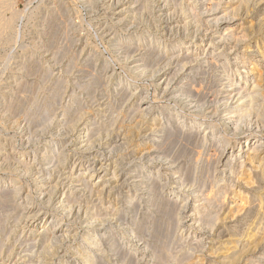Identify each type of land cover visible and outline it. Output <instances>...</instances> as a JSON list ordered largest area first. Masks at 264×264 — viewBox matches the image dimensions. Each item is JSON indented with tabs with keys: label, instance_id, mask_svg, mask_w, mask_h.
I'll return each instance as SVG.
<instances>
[{
	"label": "rangeland",
	"instance_id": "1",
	"mask_svg": "<svg viewBox=\"0 0 264 264\" xmlns=\"http://www.w3.org/2000/svg\"><path fill=\"white\" fill-rule=\"evenodd\" d=\"M216 1L220 3L215 6ZM228 1L0 0V201L6 192L11 205L2 206L0 202V207L12 209L0 208V264H84L79 254L86 247L82 239L90 228L101 232L98 250L102 251V264H130L132 259L131 264H223L212 251L214 241L224 229L219 220L212 229L200 222L195 225L187 206L172 236L174 230L167 227L177 225L175 220L169 223L156 205L164 199L161 194H168L171 187H181L179 197L171 202L172 208L174 203L184 200L196 206L204 195L199 192L198 197L197 192L191 191L206 185L204 191L214 187L218 201L223 199L214 207L220 217L228 206L226 197L237 188L236 180L231 178L218 182L220 176L224 177L219 171L223 166L215 164L218 157L208 146L206 152L199 147L196 135L193 139L197 140L191 139L190 143L181 141L187 130L180 129L177 117L170 116L179 107L184 110L183 115L191 117L192 110L172 93L177 89L191 90L193 105L198 98L207 97L204 98L207 108L221 97L224 59L216 68L212 57L220 51L235 54L242 51V45L231 50L235 39L227 33L233 30L237 37L244 34L239 32L245 17L225 15ZM216 14L224 19L215 23L212 20ZM255 15L256 10L250 12L245 21L250 22ZM6 19L12 21L9 28L5 26ZM130 35L135 36L134 40L125 45L123 41ZM151 37L157 41H149ZM173 45L177 47L171 52ZM162 55L165 59L160 58ZM141 68L145 70L141 72ZM194 80L207 86L212 84L210 90L206 87L208 90L204 92V84L201 87ZM193 87L200 88L202 94L195 93ZM206 92L210 95L205 96ZM3 97L9 99L1 102ZM130 124L139 126L133 140L127 139L125 132ZM161 126H165L164 134L159 133L152 149L146 150V143ZM169 129L182 130L170 155L159 149L167 138L165 135L171 132ZM227 133L230 135V130ZM185 144L189 151L177 150L185 148L182 147ZM179 151L184 153L183 158ZM200 153L202 157L197 156ZM214 157L215 162L211 160ZM168 162L183 166L185 174L192 173L186 175L189 178L195 173L194 186L187 179L181 186L174 184L172 174L165 170ZM147 169L152 177L157 170L161 173L159 180L156 178L158 185L154 184L156 188L152 186L150 190L142 183ZM225 188L231 191L226 193ZM151 198L154 203L148 202ZM205 209L210 210L207 205L202 210ZM152 223L162 224L167 237L155 239L149 229ZM137 224L144 225L145 232L137 231ZM154 249H162V255L159 251V256L155 255Z\"/></svg>",
	"mask_w": 264,
	"mask_h": 264
},
{
	"label": "bare ground",
	"instance_id": "2",
	"mask_svg": "<svg viewBox=\"0 0 264 264\" xmlns=\"http://www.w3.org/2000/svg\"><path fill=\"white\" fill-rule=\"evenodd\" d=\"M135 1H137V0H135ZM219 1H223V0H219ZM144 2H145V0H144ZM212 2H214V1H212ZM207 3H209V2H207ZM219 3L220 2L216 1L215 6L218 5ZM226 4H228L225 7V13H226L225 15L226 16L227 15L228 16L238 15V16H240V19H242L243 17H245V18L243 19L244 21L240 25L239 35L241 32L244 33L242 35V37L235 36L237 34H235V32L233 30H230L227 33V34H229L228 37L232 38L233 40L235 39V43L231 47V50H235V49H237L238 46L242 45V51L238 52L237 54H235L233 51L230 53H223L220 51V52L214 54V56L212 57L213 64L214 63L217 64L216 68L220 64L219 62L222 59H224V62L223 63L221 62L223 64L222 67L224 68L221 72V77H222L221 80H223L222 81L223 83H221L222 87L219 89V93L222 95L219 99H217L214 102V105L211 108H207L206 107L207 101H205V99H204L207 97L202 96L203 98H198L199 99L198 102L195 101L194 102L195 105H193L194 100L191 101V99H190V96L192 94L190 92L191 90L187 91L186 89H177V90H175L176 92H172V93H176L177 95L175 97L179 98L181 101H183L186 108H189L190 110H192V113L189 114V115H191V117H187L188 116L187 114L183 115L184 110L180 109L179 107L176 110L172 111V113H170V116L171 117H177V121L179 122V125H180L179 128L182 130L183 129L187 130L185 132V134L182 135L183 138L181 141H183V139H184L186 141H189V143H190L195 139L197 140V138L193 139V135H196L199 137V139H198L199 140L198 143L200 144L199 147L202 146V149L205 150V148L208 146L210 148L211 152L213 151V153L215 154V155L212 154V156L214 155V156L218 157V159H217V157L216 158L214 157V160L210 158L214 162H215V159H217V161H216L217 163H215V164H221V166H223V169L219 170V171H221L224 174V177L220 176V178L218 179V182H220V181L224 182L225 180L228 181V179L231 178L232 180H236L235 183L237 184V188L232 190L230 197H226L227 198L226 200H228L227 201L228 203H225V204L226 205L228 204V206L226 207V210L221 214V216L220 217L218 216L219 218L217 217V215H219V214H216L214 207H217V205H220L219 202L220 201L222 202L223 199L220 198L221 200L218 201L219 200V199H217L218 192L213 191V189H216L214 187L211 190L204 191L203 188H205L206 185H204L205 187H203L202 185L204 183L201 181L200 182L202 183V185H201V183H199V184L203 188H200V186H199L198 189L196 188V189H193L191 191L193 193L197 192L196 196H198V197L200 196L199 192H201L202 195H204L198 205H196V206L195 205H193V206L188 205L187 200H184V201H181L182 203L181 202L174 203L175 205L172 208L171 202H174L175 198L179 197V193L181 192L182 189H181V187H173L172 188L171 186H170L171 187L170 190L168 189L169 190L168 194L165 192V194L160 195V192H159V195L163 196L164 199L162 202L160 201L161 203H159L158 205H156V204L155 205L157 207V210L160 211L159 213H162V216L164 217V219L169 220V223H170V220L172 222H173V220H175L174 221L175 223L177 222L178 224H180L181 219H182V217H181L182 211H184L183 209H186L187 206H190V208H191L190 209V212H192L191 217H193L192 218L194 220L193 224H195V225L197 222H200L201 226L208 227V228L212 229L213 226L215 225L216 221L219 220L220 223L224 226V229H223L221 235L218 236L219 239L214 241L212 251H213L214 256H216V258H218L220 263H223V264H245L248 262V264H264V0H229ZM209 5L210 4H208V6ZM208 6L206 4V7L210 8V6L209 7ZM213 9H215V8H213ZM189 10H191L194 13L193 8L192 9L189 8ZM255 10L257 11V15H255V17H253L250 22H248V21L246 22L245 19L247 17H249L246 15H249L250 12H254ZM193 13H191V14H193ZM13 17H14V15H13ZM209 18H212V17L209 16ZM1 19H2V17H1ZM205 19H207V18H205ZM223 19H224L223 16H221V15L219 16L218 14H216L212 21H215V23H218V22L222 21ZM5 22H6L5 26H7L8 28L12 26L11 20H7ZM5 26H3V27H5ZM223 34L224 33H222V35ZM134 37L135 36L130 35V37H128V39H125V41H123L124 44L130 45L131 42L134 40ZM149 41L155 42V41H157V39H155V37H151ZM120 45L123 46V43H121ZM153 45H155V44H153ZM201 45H203V44H198L197 46H201ZM122 46H120V47H122ZM175 47H177V45H173L172 48L169 50H171V52H172V49H174ZM136 48H138V46ZM154 48H152V49H154ZM132 50H134V49H132ZM189 50H191V49H189ZM186 51H188V50H186ZM155 52H156V50H155ZM132 53H133V51H132ZM159 54H156L155 56H157ZM230 55L232 56V58H230ZM125 56H126V54H125ZM162 56L160 58L165 59V57L164 56L162 57ZM169 57L171 58V56H169ZM172 57H173V55H172ZM186 57H187V55L185 56V58ZM189 58L191 59L190 55H189ZM149 61H151V60H149ZM152 62H148V63L151 64ZM209 63H210V60H209ZM213 64H211V65H213ZM180 65H179V67L177 66L178 69L180 68ZM212 67L213 66H211V69H212ZM149 68H151V67H149ZM174 68H175V66H174ZM175 69H177V68H175ZM144 70L145 69L143 68L141 70V72H143ZM198 71H196V72H198ZM202 73H204V72H202ZM231 73H232V75H231ZM197 74H195V75H197ZM190 78H192V77H190ZM224 79H226V80H224ZM199 81L200 80H198V82ZM203 81H205V79ZM194 82H196V81L194 80ZM190 83H192V82H190ZM199 83L201 84V82H199ZM199 83L196 82V85ZM204 83H202V84H204ZM206 84H208V83H206ZM196 85H193V86H196ZM201 85H198V86L200 87ZM210 85H212V84H210ZM210 85L207 86L204 84V87H205L204 92L207 89L206 87H208V89H209ZM218 85H220V84H218ZM163 86H165V85H163ZM166 86H167V84H166ZM189 87H191V86L189 85ZM201 87H203V85ZM216 87H218L217 84H216ZM193 89H195V88L193 87ZM213 89H211V90L213 91ZM198 90H196L194 92L195 93L201 92V89H200V91H198ZM125 91H127V89ZM202 92H201V94H202ZM204 94H205V96L207 94L210 95V93H208V92H206ZM192 95H194V94H192ZM213 96H215V95H213ZM6 97H3L1 102L7 101L9 99V98L6 99ZM195 98H197V96ZM211 100L214 101V98ZM22 103H24V102H22ZM172 104H174V102ZM11 105H13V103ZM162 106L163 105H161V107ZM14 107L18 108L16 104H14ZM16 108H15V111H16ZM10 110H13V109H10ZM169 110H171V109H169ZM22 112H23V110H22ZM165 113H166V111H165ZM145 114H146V112H145ZM155 115H157V114H155ZM167 117H169V116H167ZM166 122H168V121H166ZM167 124L168 123H166V126H167ZM87 127H88V125H86V128ZM164 127L161 126V127L156 129V131H155L156 133L155 134L153 133L154 137L146 143V150L150 151V149H152L151 147H152V144L154 142L155 137H158V134L164 130ZM177 128H178V126H177ZM180 129L178 131L176 129H175L176 131H172L169 129V131H171V132L168 135H165L167 138H165L164 141L162 139L163 142L161 141L163 143V147L162 146H160L162 148L158 147L159 149H162L161 150L162 152H165V150H166V152L167 151L169 152V153L167 152L166 154L170 155V153H172L171 147H172L173 142L174 143L177 142L178 137H181V136H179L182 134L180 132L182 130H180ZM229 130L231 132L230 135L227 133V131H229ZM125 132H126L127 139L133 140L135 134L139 133V126L137 124H130L127 127ZM162 134H164V133L162 132ZM165 136H163V137H165ZM191 139H192V141H191ZM185 143L188 144V142H185ZM194 143L195 142H193V144H191V145L194 146ZM182 144H184V143L182 142ZM173 146H175V144ZM187 146L185 144V146L183 145L182 147L186 148ZM195 147H198V146H195ZM155 148L153 147V149H155ZM185 148H183V149L177 148V150H181V151L183 150L182 152L186 153V151H189V147H187L188 149H186V150H185ZM190 149H191L190 151H192L194 148H190ZM196 150H195V152H197ZM198 150H199V148H198ZM206 150H209V149H206ZM206 150H205V152H206ZM181 151H179L180 153L179 152L178 153L182 157V155L184 153H182ZM200 151H198V152H200ZM188 153H189V157H190L191 152H188ZM203 153H204V151H203ZM192 154L193 155L195 154L194 151ZM206 154H208V156H209L211 153L209 151V153H206ZM174 155H176V154H174ZM180 155H178V156H180ZM198 155L202 157L203 154L200 153V154H197V156ZM56 156H58V155L56 154ZM161 157L164 161L168 160L165 156H161ZM179 158H178V160H179ZM186 158H188V157H186ZM205 158L207 160L209 159L206 156H205ZM176 159H174V160H176ZM196 159H197L196 161H198L199 158H196ZM202 159H204V156H203V158H201V160ZM209 162L207 164H209ZM168 163H169L168 167L165 170H166V172H170L172 174V181L174 184L181 186V184L186 182L185 180L187 179V182H189V183L191 182L192 185L194 186L193 182H195V178H193L192 176L195 173H193L192 176L190 175L191 177L189 178L186 175L192 174V173L187 172V174H185L184 171H182L183 166H182V168H180L178 166L171 165L170 162H168ZM174 163H176V161ZM195 164H197V163H195ZM205 164L206 163H204L203 165H205ZM215 164H213V165H215ZM181 165H183V164H181ZM185 165H188V164H185ZM209 165L208 166L206 165V166L209 167ZM193 168L194 167H192V169ZM203 168H205V167H203ZM190 169H191V167H190ZM190 169L188 168V170H190ZM143 170H145V168L141 169V171H143ZM183 170H186V169H183ZM206 170H208V169H206ZM206 170H203L202 172H205ZM149 172H150V170L147 169L145 178L142 181V183L146 189L150 190V189H152V186H155L154 184H156V186L158 185V183H155V182H157L156 178L159 180L161 173L159 170H157L154 174V177H152L151 175H150L151 176L150 177L148 175ZM199 172L200 171H198V174H200ZM208 173H209V175H210V173L212 174V172H208ZM208 173H203V174L206 175ZM205 175H201V176L205 177ZM208 176L206 175V177H208ZM210 177H213V176H210ZM210 177H209V180L212 181L211 180L212 178L210 179ZM214 177H215V175H214ZM214 177H213V179H214ZM183 180H184V182H182ZM196 181L198 182L197 179H196ZM210 181H208V182H210ZM215 181L216 180H214V183H215ZM229 182H230V180H229ZM197 185L195 187H197ZM156 186L154 188H156ZM159 186H158V189H159ZM208 186H210V185H208ZM219 187H222V186H219ZM231 187H229V188H231ZM209 188H211V187H209ZM226 188L224 191H226ZM152 191L153 190H151V192ZM230 191L227 190L226 193L230 192ZM9 192H8V194H9ZM155 192L157 193L158 191L155 190ZM155 192H154V194H156ZM4 193H2L4 195L0 201L3 203L2 206H4V205L6 206L9 203V202H7V200H10V198H9L10 196L8 195L9 197L7 198L6 192H4ZM220 196H222V195H220ZM11 199H13V198L11 197ZM148 202L154 203L155 200L151 198L150 200H148ZM12 203H13V201H12ZM9 204H8V206H11ZM136 204L138 205V203H136ZM12 205H14V204H12ZM155 205H154V208H156ZM205 205L209 206L210 210H207V211H206V209H205V211L202 210ZM8 206H7V208H4V207L3 208L0 207V208L3 210L9 209L10 207H8ZM139 206H136V207L139 208ZM201 206L203 208H200ZM174 207H176L177 210ZM221 207H222V205H221ZM5 211H7V210H5ZM146 211H147V209H146ZM178 211H179V214H178ZM175 213H177V215H175ZM147 214H149V213H147ZM94 217H96V216H94ZM148 217H150V216H148ZM150 218L152 219V217H150ZM155 220H158V219H155ZM144 221H146V220H144ZM161 223H165V222L161 221ZM178 224L177 225L174 224L172 228H171V226H169L167 228L171 229L169 231H172V229L174 230L177 228V227L176 228H174V227L178 226ZM143 227H144V225L139 224L137 227L138 228L137 231L140 230V231L145 232L142 229ZM149 229H151V233L153 234V236H155V239H157V240L161 239V237H163V236L167 237L166 236L167 231H165V228L162 226V224L161 225H159V224L153 225V223H152ZM143 232H140V233L142 234ZM100 233L101 232L99 230H96V229L90 228V229L86 230L85 238L82 239L84 243L86 242V247L84 246L83 248H81L80 254H79L82 257L84 264H102V254H101L102 251L100 252L98 250L99 249L98 247L101 245L99 240H98ZM169 233L171 234V232H169ZM174 233H175V230L173 231V233L171 235L174 236ZM218 233L219 232H217V234ZM200 237H202V236H200ZM199 238H198V240L195 239V242H196V240L199 241ZM201 239H203V238H201ZM56 242H58V241H56ZM191 242H193V241H191ZM52 244H54V243H52ZM193 246H195V244L193 245V243H192V247ZM190 247H191V245H190ZM197 247H199V245ZM117 249H119V248H117ZM118 251H119L118 253H120L122 250L120 249ZM152 251L156 252L155 255L159 256L158 251L160 254L161 253L160 251H162V249L161 250L158 249V251H155V249H154ZM127 252H129V251H127ZM127 252H126V254H127ZM160 255H162V254H160ZM154 257H155L154 259H156V256H154ZM124 258L126 260V256H124ZM163 258H165V256ZM129 260H131V259L129 258ZM132 260H131V262H132ZM161 260L164 261V259H161ZM131 262H129V263L131 264ZM159 262H161V261H159ZM161 264H163V263H161ZM196 264H198V263H196Z\"/></svg>",
	"mask_w": 264,
	"mask_h": 264
}]
</instances>
